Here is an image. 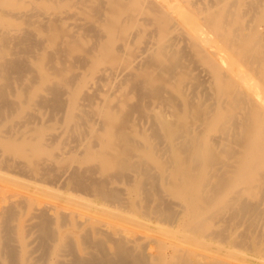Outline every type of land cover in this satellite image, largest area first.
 <instances>
[{"label":"bare ground","instance_id":"1","mask_svg":"<svg viewBox=\"0 0 264 264\" xmlns=\"http://www.w3.org/2000/svg\"><path fill=\"white\" fill-rule=\"evenodd\" d=\"M236 250L264 262V0H0V264Z\"/></svg>","mask_w":264,"mask_h":264},{"label":"rangeland","instance_id":"2","mask_svg":"<svg viewBox=\"0 0 264 264\" xmlns=\"http://www.w3.org/2000/svg\"><path fill=\"white\" fill-rule=\"evenodd\" d=\"M243 251H241V250H236L235 251V254H236V256H233V257H229V256H225V260H227V261H229V262H232V263H235V264H241V258H242V256H243ZM239 254V255H238ZM242 254V255H241ZM238 255V256H237ZM241 255V256H240ZM240 256V257H239ZM259 264H264V262H261V263H259Z\"/></svg>","mask_w":264,"mask_h":264}]
</instances>
